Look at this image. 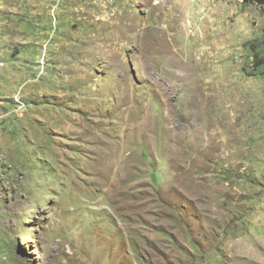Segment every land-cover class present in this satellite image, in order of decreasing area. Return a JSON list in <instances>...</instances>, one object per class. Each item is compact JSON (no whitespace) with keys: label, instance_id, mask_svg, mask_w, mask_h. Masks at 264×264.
Returning a JSON list of instances; mask_svg holds the SVG:
<instances>
[{"label":"rangeland","instance_id":"obj_1","mask_svg":"<svg viewBox=\"0 0 264 264\" xmlns=\"http://www.w3.org/2000/svg\"><path fill=\"white\" fill-rule=\"evenodd\" d=\"M0 264H264V9L0 0Z\"/></svg>","mask_w":264,"mask_h":264},{"label":"trees","instance_id":"obj_2","mask_svg":"<svg viewBox=\"0 0 264 264\" xmlns=\"http://www.w3.org/2000/svg\"><path fill=\"white\" fill-rule=\"evenodd\" d=\"M246 3L255 4L264 9V0H244Z\"/></svg>","mask_w":264,"mask_h":264}]
</instances>
